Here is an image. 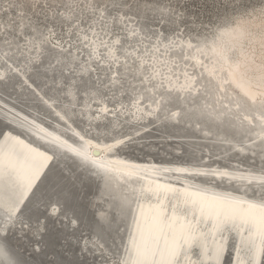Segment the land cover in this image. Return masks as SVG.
<instances>
[{"label": "snow or ice", "instance_id": "1", "mask_svg": "<svg viewBox=\"0 0 264 264\" xmlns=\"http://www.w3.org/2000/svg\"><path fill=\"white\" fill-rule=\"evenodd\" d=\"M186 12L0 0V264H264V0L215 31ZM185 119L239 163L153 165L154 187L114 196L142 171L123 158L141 130Z\"/></svg>", "mask_w": 264, "mask_h": 264}, {"label": "rangeland", "instance_id": "2", "mask_svg": "<svg viewBox=\"0 0 264 264\" xmlns=\"http://www.w3.org/2000/svg\"><path fill=\"white\" fill-rule=\"evenodd\" d=\"M181 3H185L187 6L186 15L190 19L197 20L195 25L197 28H207L210 31H213V28L216 27L215 25H219L218 23L225 16L237 15L246 8L249 10L252 7H259V0H181ZM8 91L11 92L12 89L9 88ZM7 99L11 104V102L15 101V95L7 97ZM25 111H31V109H26ZM125 131H130V129H126ZM146 132H148L146 138L137 140V143L133 145L131 149L127 150L124 156L136 160L154 161L159 164H185L188 163V157L181 154V152L183 153L185 151L186 145L184 142H198L202 145H207V143H218L217 141L204 140L201 138V135H203L201 133L191 132L190 135L194 136L193 138H184L178 133H166L167 131L164 132L156 124H149V128ZM143 145H146L144 151H142ZM149 148L153 149L150 150ZM199 158V161L196 163H200L202 158L204 162L211 166L217 164L216 167L225 165L236 166L239 163L234 153L230 161H224L222 163L218 162L217 156H210V154L204 151L200 152ZM241 166L244 165L241 164ZM95 189L96 187L93 188V190ZM229 262L230 258L227 259L226 264H229Z\"/></svg>", "mask_w": 264, "mask_h": 264}, {"label": "bare ground", "instance_id": "3", "mask_svg": "<svg viewBox=\"0 0 264 264\" xmlns=\"http://www.w3.org/2000/svg\"><path fill=\"white\" fill-rule=\"evenodd\" d=\"M251 9L252 8H250L248 11H251ZM242 12H240V13H242ZM240 13H238L237 15H239ZM226 17H230V16L223 17L221 19V21L218 23L219 25H215L216 27L213 28V31H215L222 24L223 20ZM202 59L204 61V64L207 67L204 68V69H201L199 66H197L196 71L197 72L204 71L205 75H207L208 70L211 68L212 60H211L210 57H203ZM180 67L183 68V63H181ZM188 71L189 72L192 71L191 67L188 68ZM177 74H180L179 70H177ZM9 88H11V87H9ZM22 115H23V113H22ZM154 124H156L164 132L167 131L166 133H171V134L178 133V134H180L181 137H184V138H193L194 136H192L190 134H191V132H194V133L203 134L204 136L201 135V138H203L204 140H212L213 142L217 141V135H216L217 134V129H216V127L213 126V125L205 124V123L197 124L195 119H192V120L185 119V120H181L179 122H176V121H168V122L157 121ZM200 125H204V126L202 127ZM148 128H149V124L147 125V127L145 129L141 130L142 138H140V139L146 138L147 133H148V132H146V130ZM124 130H126V129H124ZM140 139H138V140H140ZM184 144L186 145L185 151L183 153L181 152V154L183 156H185V157H188V160H187L188 163L183 164V166H190V165L195 164L196 162H198L199 159H200L199 157H200V152L201 151H204V152H207L208 154L217 156L218 157V162H221V163L224 162V161L225 162L230 161L232 159L231 157H232L233 153L229 154V153L226 152V149L228 147L227 145H222V144H219V143H207V145L206 144L202 145L201 143L190 142V141L184 142ZM145 147H146V145L142 146V151H144ZM149 149L152 150L153 148H149ZM123 158L128 160L130 163H134V164L140 166V168L142 170L140 175L128 178L127 185H123L122 186L123 187L122 188L123 191H125V192L127 191V192H130V193H131L133 188L138 190L140 187L147 188L149 186H153V187L155 186V183H156L155 176H158L161 173H155L154 174L153 170H152V166L153 165L159 166L162 169L163 168H175V167L181 165V164L173 165V164H170V163H161V164H159V163H156L154 161L136 160V159H133V158H129L128 156H124V154H123ZM216 165L217 164H214V165H212V167L215 168ZM219 167L223 168V166H219ZM169 175H173V174L169 173ZM113 178H115V179L118 178L121 181L123 180V182H125V184H126L125 178L122 177L119 173H117L115 176H113ZM90 183H92V188L96 187L97 183H99V185L102 187L101 181L98 178H97V181L90 182ZM154 203H155L154 200L153 201H143V200H141V201H138L137 203H133L132 207H133V210L135 211L136 215L139 216L141 209L138 207V204H142L143 205L142 211H143L144 217L145 218H150L151 215H152V212H153ZM108 207H109L108 204H104V208H108ZM130 219H129V222H130ZM229 255H233L234 256L232 251L229 253ZM259 257L260 256L258 255L257 258H259ZM241 258L242 259H246L247 258L243 252L241 253ZM234 259H235V256H234Z\"/></svg>", "mask_w": 264, "mask_h": 264}, {"label": "water", "instance_id": "4", "mask_svg": "<svg viewBox=\"0 0 264 264\" xmlns=\"http://www.w3.org/2000/svg\"><path fill=\"white\" fill-rule=\"evenodd\" d=\"M200 126H204V125H200ZM101 181V185H102V187H103V180H100ZM111 182H112V192H113V195L114 196H120V195H122V194H130V192H125V191H123V185H127V182H126V184H125V182H123V180L121 181V180H119L118 178H111ZM231 252V250L229 251V253ZM229 253H228V255H227V257H226V260H225V264H226V261H227V259L228 258H230V261H232V260H234V256L233 255H229ZM233 253V252H232ZM234 254V253H233ZM258 260L259 259H261V257H259V258H257Z\"/></svg>", "mask_w": 264, "mask_h": 264}]
</instances>
